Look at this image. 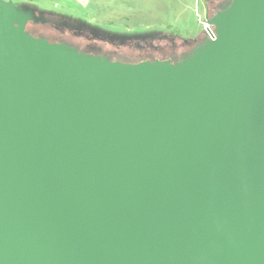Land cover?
Masks as SVG:
<instances>
[{
  "label": "water",
  "instance_id": "obj_1",
  "mask_svg": "<svg viewBox=\"0 0 264 264\" xmlns=\"http://www.w3.org/2000/svg\"><path fill=\"white\" fill-rule=\"evenodd\" d=\"M205 19L124 63L0 0V264H264V0Z\"/></svg>",
  "mask_w": 264,
  "mask_h": 264
},
{
  "label": "crops",
  "instance_id": "obj_2",
  "mask_svg": "<svg viewBox=\"0 0 264 264\" xmlns=\"http://www.w3.org/2000/svg\"><path fill=\"white\" fill-rule=\"evenodd\" d=\"M24 11L48 19L62 13L53 9L74 11L83 15L86 21L95 24H109L125 27L142 23L145 27L175 25L178 33L186 38L199 35L195 19L198 12L205 19L206 5L194 0H12ZM205 12V13H204ZM57 14V15H56ZM66 14V13H65ZM49 16V17H48ZM184 36V37H185Z\"/></svg>",
  "mask_w": 264,
  "mask_h": 264
},
{
  "label": "trees",
  "instance_id": "obj_3",
  "mask_svg": "<svg viewBox=\"0 0 264 264\" xmlns=\"http://www.w3.org/2000/svg\"><path fill=\"white\" fill-rule=\"evenodd\" d=\"M230 0H207L206 5V14L208 17L215 14L222 9L221 3L229 2ZM30 27L28 28V26ZM35 24V22L29 21L26 26V31L35 36L43 35L44 39L50 37L46 35L45 32L53 33L54 30H51L49 27L41 28V26ZM49 28V29H48ZM40 29L43 32H40ZM39 30V32H38ZM59 36V35H58ZM67 36V35H65ZM180 36V35H179ZM57 35L50 37L49 42H55ZM68 44L74 46V48L86 55H91L93 53H98L99 49L103 50V53L108 57L113 59L112 54L121 52L120 54H125L132 57V60L120 59L126 63H136L140 61H149L153 62L155 60L163 61L169 60V58L179 56L178 59H182L183 56L192 49V47L200 41V35L195 38H183L178 40L179 42L173 43H160L157 40H133V41H119V40H109L101 39L99 37H94L91 34H88L84 31H71L67 37L64 39ZM103 48V49H102ZM112 61V60H111Z\"/></svg>",
  "mask_w": 264,
  "mask_h": 264
},
{
  "label": "rangeland",
  "instance_id": "obj_4",
  "mask_svg": "<svg viewBox=\"0 0 264 264\" xmlns=\"http://www.w3.org/2000/svg\"><path fill=\"white\" fill-rule=\"evenodd\" d=\"M199 1L200 5L207 0H194ZM56 13H62L57 16H48V19H45L43 16L36 17L39 19L36 23L40 24L41 28H53L56 32H60V39H65L71 31H84L93 36L99 37L101 39H114L119 41H133V40H157L160 43H173L179 42L181 37L186 38L185 35H182L177 32L175 25H159L158 27H145L142 23L129 24L125 27H120L117 25H109V24H95L87 22L86 17L83 15L72 14L74 11H63V9H53ZM66 13V14H65ZM205 13V12H204ZM204 18L207 17V14H204ZM201 13L198 12V16L195 19L196 25L198 27L199 35L204 37V34L201 30L200 20L203 18ZM33 22V21H32ZM29 23V22H28ZM30 25L28 26V28ZM49 29V28H48ZM57 29V30H56ZM59 29V31H58ZM39 32V30H38ZM40 32H43L40 29ZM46 35L50 37L54 36L55 33L51 34V32H45ZM67 35V36H65ZM180 35V36H179ZM185 36V37H184ZM50 37H46L48 40ZM194 38V37H193ZM65 41V40H64ZM103 49V48H102ZM99 52H103V50L99 49ZM121 52H117L112 54L114 60L127 59L132 60V57L127 56L125 54H120Z\"/></svg>",
  "mask_w": 264,
  "mask_h": 264
},
{
  "label": "flooded vegetation",
  "instance_id": "obj_5",
  "mask_svg": "<svg viewBox=\"0 0 264 264\" xmlns=\"http://www.w3.org/2000/svg\"><path fill=\"white\" fill-rule=\"evenodd\" d=\"M226 3L224 2H222L221 3V5L222 6H224ZM221 6V7H222ZM35 24L38 26V24L35 22ZM50 28V27H49ZM51 30H54L53 28H50ZM57 30V29H56ZM58 31H59V29H58ZM53 33H55L56 35H57V38H56V41H55V43H63V44H67V45H69V46H71V47H73L74 48V46H72V45H70V44H68L66 41H64V39H60V36H61V33L60 32H56L55 30L53 31ZM53 33H51V34H53ZM59 35V36H58ZM37 36H40L39 38H42V39H44L43 37H45V36H43V35H37ZM93 36V35H92ZM94 37H96V36H94ZM203 39H205V37H202L201 35H200V40H203ZM49 40V39H48ZM109 40H114V39H109ZM197 44V43H196ZM195 44V45H196ZM194 45V46H195ZM193 46V47H194ZM193 47H192V49H193ZM197 47H199V46H197ZM189 50L184 56H183V58L185 57V56H187V55H189V54H191L192 53V51L193 50ZM82 52V51H81ZM194 52V51H193ZM86 54V53H85ZM90 56H93V57H99V58H106V59H109V60H112V61H120V62H123V61H121V60H114V59H111L110 57H108L106 54H104L103 52H98V53H93V54H91ZM178 57L179 56H177V57H175V56H173V57H171V58H169V61L170 62H172V63H174V62H177V61H179L180 59H178ZM180 58V57H179ZM182 58V59H183ZM124 63H126V62H124Z\"/></svg>",
  "mask_w": 264,
  "mask_h": 264
},
{
  "label": "built area",
  "instance_id": "obj_6",
  "mask_svg": "<svg viewBox=\"0 0 264 264\" xmlns=\"http://www.w3.org/2000/svg\"><path fill=\"white\" fill-rule=\"evenodd\" d=\"M200 24L204 37L210 41L214 40L216 37V33L213 25L210 24L206 19H201Z\"/></svg>",
  "mask_w": 264,
  "mask_h": 264
}]
</instances>
